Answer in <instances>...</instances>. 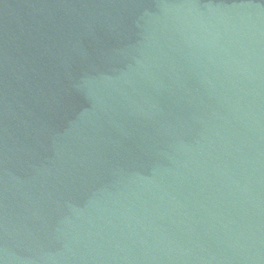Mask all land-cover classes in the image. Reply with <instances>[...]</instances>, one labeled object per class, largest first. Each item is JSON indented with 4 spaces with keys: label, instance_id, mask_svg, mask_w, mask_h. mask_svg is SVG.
<instances>
[{
    "label": "water",
    "instance_id": "1",
    "mask_svg": "<svg viewBox=\"0 0 264 264\" xmlns=\"http://www.w3.org/2000/svg\"><path fill=\"white\" fill-rule=\"evenodd\" d=\"M0 264H264V0H0Z\"/></svg>",
    "mask_w": 264,
    "mask_h": 264
}]
</instances>
